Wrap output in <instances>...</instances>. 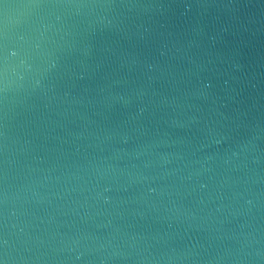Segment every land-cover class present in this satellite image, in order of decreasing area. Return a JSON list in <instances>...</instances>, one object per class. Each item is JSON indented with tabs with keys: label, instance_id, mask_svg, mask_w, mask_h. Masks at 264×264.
<instances>
[{
	"label": "water",
	"instance_id": "1",
	"mask_svg": "<svg viewBox=\"0 0 264 264\" xmlns=\"http://www.w3.org/2000/svg\"><path fill=\"white\" fill-rule=\"evenodd\" d=\"M5 42L0 259L264 264V0H0Z\"/></svg>",
	"mask_w": 264,
	"mask_h": 264
},
{
	"label": "clouds",
	"instance_id": "2",
	"mask_svg": "<svg viewBox=\"0 0 264 264\" xmlns=\"http://www.w3.org/2000/svg\"><path fill=\"white\" fill-rule=\"evenodd\" d=\"M2 48L3 50L2 52H0V93L7 95L10 91V75L14 73L15 62L19 61L20 65H27L28 61L26 58H23L21 51L10 49L7 42L2 44ZM53 67H56V65L53 64ZM29 71H31L30 66ZM19 79L23 80L25 79V77L23 75H20ZM37 86H43L42 81L38 80ZM6 243L7 241H5V244ZM3 264H7V260L3 259Z\"/></svg>",
	"mask_w": 264,
	"mask_h": 264
},
{
	"label": "snow or ice",
	"instance_id": "3",
	"mask_svg": "<svg viewBox=\"0 0 264 264\" xmlns=\"http://www.w3.org/2000/svg\"><path fill=\"white\" fill-rule=\"evenodd\" d=\"M3 48H2V44H0V52H2ZM0 264H3V259H0Z\"/></svg>",
	"mask_w": 264,
	"mask_h": 264
}]
</instances>
